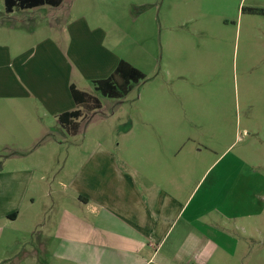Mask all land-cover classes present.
<instances>
[{"label": "rangeland", "instance_id": "1", "mask_svg": "<svg viewBox=\"0 0 264 264\" xmlns=\"http://www.w3.org/2000/svg\"><path fill=\"white\" fill-rule=\"evenodd\" d=\"M3 10L0 0L1 45L19 38L27 46L45 37L62 39L61 29L53 26L56 18L63 26L83 17L90 30L105 33V49L144 74L116 98L101 96L93 83L76 76L101 108L84 111L75 135L52 122L49 134L37 130L39 151L26 162L47 175L42 188H60L95 143L109 146L120 164L132 159L136 166L142 157L166 160L178 152V172L190 163L189 173L198 178L217 160L207 178L223 177L229 205L237 211L226 219L246 230V236L239 235V249L223 264H264V0H64L45 15L33 11L21 23L1 18ZM86 52L94 62L93 40ZM65 59L73 64V56ZM16 108L7 103V109ZM29 136L1 135L0 159L18 153L14 146H26ZM61 138L63 146L45 147ZM239 233L232 232L234 240ZM10 264L36 263L20 256Z\"/></svg>", "mask_w": 264, "mask_h": 264}, {"label": "crops", "instance_id": "2", "mask_svg": "<svg viewBox=\"0 0 264 264\" xmlns=\"http://www.w3.org/2000/svg\"><path fill=\"white\" fill-rule=\"evenodd\" d=\"M48 7L3 12L1 18L21 23L33 11L45 15ZM56 19L59 23L54 25L53 18L52 24L61 29L62 39L45 37L27 46L19 38L0 44V136L30 135L26 146H14L18 153L0 159V264L17 262L20 256L36 264L40 259L49 264L226 263L246 230L226 219L237 211L229 205L223 177L207 178L217 160L208 162L198 178L189 173L190 163L178 172V152L166 160L142 157L136 166L132 159L120 164L109 146L95 143L60 188H42L47 175L26 162L39 151L37 134H49L52 122L70 136L58 121L76 109L70 86L90 93L78 86L76 76L91 83L106 79L123 60L103 47L105 33L90 30L83 17L63 26ZM89 40L95 45L94 62L87 59ZM71 56L73 64L65 59ZM13 102L18 108L7 109ZM63 141L45 147L55 149Z\"/></svg>", "mask_w": 264, "mask_h": 264}, {"label": "trees", "instance_id": "3", "mask_svg": "<svg viewBox=\"0 0 264 264\" xmlns=\"http://www.w3.org/2000/svg\"><path fill=\"white\" fill-rule=\"evenodd\" d=\"M64 0H3L4 12L10 14L15 10H28L35 7L48 5L58 7ZM144 79V74L130 65L120 60L116 70L106 79L93 82L94 90L101 96L116 98L126 95L131 87V83H137ZM70 95L75 103L76 109L64 112L58 117L60 125L70 135H74L78 129V120L82 118L84 111H94L101 108V102L97 96L78 90L74 85L70 86Z\"/></svg>", "mask_w": 264, "mask_h": 264}]
</instances>
